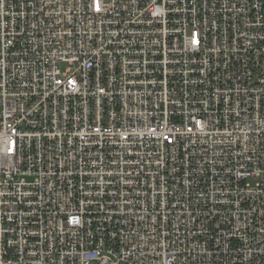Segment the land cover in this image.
<instances>
[{
  "label": "built area",
  "instance_id": "1",
  "mask_svg": "<svg viewBox=\"0 0 264 264\" xmlns=\"http://www.w3.org/2000/svg\"><path fill=\"white\" fill-rule=\"evenodd\" d=\"M0 264H264V0H0Z\"/></svg>",
  "mask_w": 264,
  "mask_h": 264
},
{
  "label": "rangeland",
  "instance_id": "2",
  "mask_svg": "<svg viewBox=\"0 0 264 264\" xmlns=\"http://www.w3.org/2000/svg\"><path fill=\"white\" fill-rule=\"evenodd\" d=\"M62 68L64 69L65 67H64V66H62Z\"/></svg>",
  "mask_w": 264,
  "mask_h": 264
}]
</instances>
